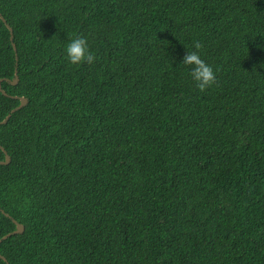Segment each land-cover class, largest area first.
<instances>
[{
    "label": "trees",
    "instance_id": "16d2710c",
    "mask_svg": "<svg viewBox=\"0 0 264 264\" xmlns=\"http://www.w3.org/2000/svg\"><path fill=\"white\" fill-rule=\"evenodd\" d=\"M0 13V121L28 99L0 122V239L25 225L0 264H264V0ZM76 36L92 62L66 59ZM194 42L204 91L181 63Z\"/></svg>",
    "mask_w": 264,
    "mask_h": 264
},
{
    "label": "clouds",
    "instance_id": "9594fccd",
    "mask_svg": "<svg viewBox=\"0 0 264 264\" xmlns=\"http://www.w3.org/2000/svg\"><path fill=\"white\" fill-rule=\"evenodd\" d=\"M201 47L199 42H194V50L187 51L181 63L191 66L190 75L193 81L201 91H204L216 80V72L213 66L207 63L197 51ZM65 53L66 59L72 65H78L85 61L90 63L95 58L89 51L87 38L84 36H76L71 39L65 46Z\"/></svg>",
    "mask_w": 264,
    "mask_h": 264
},
{
    "label": "water",
    "instance_id": "95a60500",
    "mask_svg": "<svg viewBox=\"0 0 264 264\" xmlns=\"http://www.w3.org/2000/svg\"><path fill=\"white\" fill-rule=\"evenodd\" d=\"M0 16H1V18L6 22L5 17H4L1 13H0ZM8 27L10 28V31H11V34H12L11 39L13 40V38H14V31H13V28H12L9 24H8ZM14 48L16 49V45H15V44H14ZM7 80H9V79H7ZM18 80H19V77H18V71L16 70V77H15V79L12 80L11 82H12L13 84H16V83L18 82ZM2 81H3V79L0 80V88H2ZM2 90H3V89H2ZM3 91H4V90H3ZM4 92H5V91H4ZM14 97L20 99V104H19L18 106H16L15 108H13V109L11 110V112H10V113H9V114H8L3 120H2V121H0L1 123H6V122L10 119L12 113H14L15 111H17L18 109L22 108L23 106H25V105L28 103V99H27V97H25V96H14ZM0 147L5 151V154H6L5 159L2 160V161H0V164H7V163L10 162V160H11V156L8 154V152L6 151V149H5L3 146L0 145ZM7 215L9 216L8 213H7ZM13 220H14V222L16 223L17 228H16L14 231L9 232L8 234L4 235V236L0 239V243L2 242L3 239L7 238L8 236H11L12 234H16V233H22V232H24V230H25V225L22 224L21 222L17 221L16 219H13ZM0 257H2L3 259L6 260V257L3 256V255H1V254H0Z\"/></svg>",
    "mask_w": 264,
    "mask_h": 264
}]
</instances>
